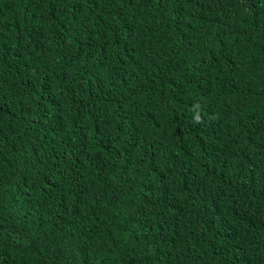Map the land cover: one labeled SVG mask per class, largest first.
I'll use <instances>...</instances> for the list:
<instances>
[{"label": "trees", "instance_id": "obj_1", "mask_svg": "<svg viewBox=\"0 0 264 264\" xmlns=\"http://www.w3.org/2000/svg\"><path fill=\"white\" fill-rule=\"evenodd\" d=\"M0 264H264V0H0Z\"/></svg>", "mask_w": 264, "mask_h": 264}]
</instances>
